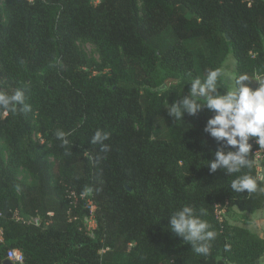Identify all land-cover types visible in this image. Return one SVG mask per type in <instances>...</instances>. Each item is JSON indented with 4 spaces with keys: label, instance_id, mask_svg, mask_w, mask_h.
<instances>
[{
    "label": "trees",
    "instance_id": "16d2710c",
    "mask_svg": "<svg viewBox=\"0 0 264 264\" xmlns=\"http://www.w3.org/2000/svg\"><path fill=\"white\" fill-rule=\"evenodd\" d=\"M79 41L94 43L102 62ZM230 55L235 77L246 73L257 87L264 0H0V91L24 87L30 105L0 110L9 148L7 158L0 149V264L13 248L23 264H261L264 237L219 211L251 216L264 192H234L239 174L210 172L221 147L204 130L212 111L176 121L167 110L191 79L223 72ZM228 77L219 78L221 94ZM98 129L110 134L107 151L91 142ZM255 141L253 166L242 171L259 177ZM21 166L34 181L18 177ZM185 205L203 209L217 233L206 256L169 227ZM91 214L94 236L84 223Z\"/></svg>",
    "mask_w": 264,
    "mask_h": 264
},
{
    "label": "clouds",
    "instance_id": "9594fccd",
    "mask_svg": "<svg viewBox=\"0 0 264 264\" xmlns=\"http://www.w3.org/2000/svg\"><path fill=\"white\" fill-rule=\"evenodd\" d=\"M222 75V69L216 68L208 71L204 78L191 79L189 93L169 105L167 110L176 121L182 120L185 113L194 116L204 107L212 111L214 115L207 120L204 130L220 142L221 147L215 151V159L207 164L210 172L223 169L228 174H239L231 182L234 192H264V187H260L264 178L242 171L253 166L250 138L255 137L256 144L264 149V78L257 77L258 86L253 88L246 73L239 74L234 80L228 77L232 81L231 87L221 94L218 81ZM25 99L24 87L12 94L0 91V110L5 113H16L21 107L30 110ZM55 135L63 145L68 144L64 131L58 130ZM109 138L108 132L98 129L91 142L100 143L102 150L107 151L109 146L103 141ZM202 215L203 209L198 215L193 206L185 205L169 216V227L185 242H189L195 253L206 256L217 233L208 221L201 218ZM228 249L226 245L225 251Z\"/></svg>",
    "mask_w": 264,
    "mask_h": 264
},
{
    "label": "rangeland",
    "instance_id": "374dc122",
    "mask_svg": "<svg viewBox=\"0 0 264 264\" xmlns=\"http://www.w3.org/2000/svg\"><path fill=\"white\" fill-rule=\"evenodd\" d=\"M79 46L88 55L89 58L96 60L98 64L102 62L98 47L94 43L89 42V41H79ZM92 68L96 70L95 71L96 73L99 72L98 66L95 65ZM234 69H235V60L230 55L228 59L226 60V62L224 63L223 73L225 76L232 77V79L234 80L235 78ZM105 71H108V69L105 68ZM231 83L232 81L229 80L230 87H231ZM34 139L35 141L38 140L39 136L34 135ZM0 149L4 157L7 158L9 156V148L7 146L6 141L2 138H0ZM49 159L50 161H53V157L51 155H49ZM258 173H259V177L264 178V151L261 153V159L258 162ZM17 175L20 179L25 180L27 182L34 181L33 176L29 173V171L26 168L22 166L19 168ZM93 209H94V206H92V210ZM255 215L258 218L264 219V207L260 211H257ZM219 216L222 219H228L234 225H242V226H249L252 228H256V225H255L256 222L252 220L251 216L247 215L246 213L239 212L236 208L221 210L219 211ZM16 218L17 220H21L23 222L35 223L38 225L42 223L41 217L24 216L18 212L16 213ZM84 223H85L88 234H90L91 236H94L95 235L94 230L96 229V226H97L94 215L91 214V215L85 216ZM263 261H264V257H263Z\"/></svg>",
    "mask_w": 264,
    "mask_h": 264
},
{
    "label": "built area",
    "instance_id": "2783aa9c",
    "mask_svg": "<svg viewBox=\"0 0 264 264\" xmlns=\"http://www.w3.org/2000/svg\"><path fill=\"white\" fill-rule=\"evenodd\" d=\"M263 151H264V149H259L255 153V162H256L257 165H258V162L261 159V153ZM15 218H16V214H15ZM3 239H4V237H3V227L0 225V241H3ZM7 259L11 260L15 264H23L24 260H25V256H24V253L22 252L21 249L13 248V249H10L8 251Z\"/></svg>",
    "mask_w": 264,
    "mask_h": 264
},
{
    "label": "crops",
    "instance_id": "0c3cea01",
    "mask_svg": "<svg viewBox=\"0 0 264 264\" xmlns=\"http://www.w3.org/2000/svg\"><path fill=\"white\" fill-rule=\"evenodd\" d=\"M251 218L256 222V229L258 230L260 236L264 237V219L256 217L255 214L251 215ZM261 264H264L263 259L261 261Z\"/></svg>",
    "mask_w": 264,
    "mask_h": 264
},
{
    "label": "water",
    "instance_id": "95a60500",
    "mask_svg": "<svg viewBox=\"0 0 264 264\" xmlns=\"http://www.w3.org/2000/svg\"><path fill=\"white\" fill-rule=\"evenodd\" d=\"M161 88H165V84H163ZM4 264H15V263L12 262V261L9 260V259H6V260L4 261Z\"/></svg>",
    "mask_w": 264,
    "mask_h": 264
}]
</instances>
